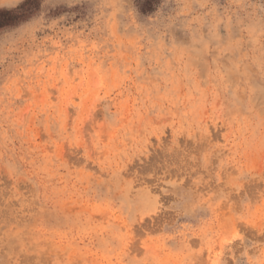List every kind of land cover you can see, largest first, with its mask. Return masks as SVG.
Instances as JSON below:
<instances>
[{
    "label": "rangeland",
    "instance_id": "1",
    "mask_svg": "<svg viewBox=\"0 0 264 264\" xmlns=\"http://www.w3.org/2000/svg\"><path fill=\"white\" fill-rule=\"evenodd\" d=\"M0 264H264V0H0Z\"/></svg>",
    "mask_w": 264,
    "mask_h": 264
}]
</instances>
